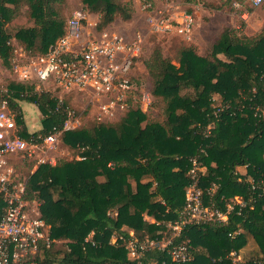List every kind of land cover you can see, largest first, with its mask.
<instances>
[{"label":"trees","instance_id":"1","mask_svg":"<svg viewBox=\"0 0 264 264\" xmlns=\"http://www.w3.org/2000/svg\"><path fill=\"white\" fill-rule=\"evenodd\" d=\"M81 1L99 12L100 30L118 15L132 17L131 2ZM64 2L0 0V59L6 67H13V40L37 55L65 34ZM23 13L30 23L11 29ZM176 61L160 47L145 60L152 93L166 106L163 121L149 120L130 96L118 121L63 132L62 141L77 149L79 158L42 164L24 179L29 198L38 192L41 216L53 239L52 247L38 257L41 264H138L125 241L111 243L112 235L128 238L133 231L140 241L169 235L167 223L186 204L194 158L205 167L200 180L205 203L214 202L227 212V204L240 195L247 204H237L226 222L183 229L176 243L190 245L192 260L177 263L167 251L153 248L144 252L142 264H264V31L250 38L225 29L210 54L189 45L179 50ZM185 88L191 91L184 93ZM4 98L26 140L41 141L67 120L59 97L36 90L33 83L10 80L0 101ZM21 101L40 110L38 131L29 130ZM240 166L248 167V175L240 173ZM248 177L258 184L256 189ZM250 240L255 249L246 254L242 249ZM233 252L241 256L239 261Z\"/></svg>","mask_w":264,"mask_h":264},{"label":"built area","instance_id":"2","mask_svg":"<svg viewBox=\"0 0 264 264\" xmlns=\"http://www.w3.org/2000/svg\"><path fill=\"white\" fill-rule=\"evenodd\" d=\"M144 1V8L152 11L148 20L153 32L192 38L194 19L191 13L176 12L173 3L154 10L153 5L157 0ZM252 1L255 4L263 2ZM86 18L82 8L76 10L66 22L65 34L52 42L45 53L33 55L21 65L15 62V65L23 72L24 82L38 80L52 84L53 89L65 93L89 94L99 104L97 120L114 121L117 113L128 106L134 90L133 64L143 52L144 37L137 34L128 39L124 35L107 32L91 37L85 32ZM59 104H65L67 113L64 127L50 132L41 141H30L20 136L17 115L10 108L8 100L4 98L0 101V264H41L38 260L41 252L53 245L50 226L41 216V200L36 195L29 198L27 182L16 177V171L8 164L6 156L23 154L38 166L55 164L51 152L62 140L63 132L79 127L75 124V110L66 105L63 98H59ZM204 168L196 158L193 159L186 204L179 216L167 223L169 235L140 241L133 231H130L128 238L114 233L111 243L125 241L130 258L136 259L138 264L143 263L144 252L153 248L167 251L171 260L177 263L192 260L194 255L190 245L186 242L176 243L183 229L195 223L226 222L228 212L237 204H247L242 196H235L227 204L228 211L224 212L214 202L205 203L200 185ZM248 180L252 183V189H256L258 184L253 179ZM215 189L213 186L211 190ZM241 231L238 230L234 235ZM92 238L93 232L87 239Z\"/></svg>","mask_w":264,"mask_h":264},{"label":"rangeland","instance_id":"3","mask_svg":"<svg viewBox=\"0 0 264 264\" xmlns=\"http://www.w3.org/2000/svg\"><path fill=\"white\" fill-rule=\"evenodd\" d=\"M131 2L133 12L130 19L118 17L103 30L98 29L100 20L99 12L90 10L81 0H65L62 4L63 13L66 22L71 15L78 9L82 8L86 15L85 32L91 37L98 36L103 32L111 35H124L128 39H132L137 34L144 37V46L142 54L134 60L133 64V81L135 89L131 94V104L140 105L146 111L149 120L163 121L166 118L165 103L158 100L152 93L154 87L153 79L145 65V60L151 55L157 47L162 49L165 56L172 59L174 63L178 56L179 50L189 45H194L198 52L202 55L210 54L213 44L217 41L220 34L228 28L232 29V33L240 37L256 38L264 31V0L261 4H255L252 0H157L153 5L154 10L161 9L168 3H173L174 10L178 13H191L194 19L193 35L191 39H184L178 34L155 33L151 30L148 16L152 11L144 8V0H123ZM30 19L23 13L18 15L11 24V29L19 25H27ZM89 35L87 37H89ZM15 45V57L13 67H6L0 59V96L7 90L10 80L22 81L23 72L17 69L15 62H26L27 58L34 55V51L27 50L24 46L13 40ZM30 84H35L36 90H47L64 101L75 110L77 126L92 127L100 122L97 120L99 112V104L96 103L91 96L84 92L65 93L59 89H53L52 84H45L38 80H27ZM190 89H183L184 93H189ZM221 103V98L217 95L216 104ZM21 108L24 119L31 132L38 131L42 128V114L37 105L28 101H21ZM129 107V103H128ZM128 107L117 113L118 121L124 116ZM51 156L56 161L71 160L79 158L77 149H74L62 140L57 147L51 152ZM8 164L14 167L16 177L25 179L32 172H35L39 166L34 160L26 158L23 154H8L6 156ZM205 170V168H204ZM240 173L248 175V167L240 166ZM247 179H252L248 177ZM35 196V195H34ZM240 196V195H236ZM36 198H39L36 191ZM236 198V197H235ZM146 218L153 220V217L146 215ZM124 229L127 226H123ZM112 239V237H111ZM255 249L253 240L248 241L247 245L242 249L244 253L249 254ZM236 261L241 259L240 255L232 253Z\"/></svg>","mask_w":264,"mask_h":264}]
</instances>
